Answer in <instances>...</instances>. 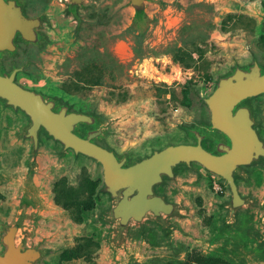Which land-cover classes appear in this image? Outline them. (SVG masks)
Listing matches in <instances>:
<instances>
[{
	"label": "rangeland",
	"instance_id": "rangeland-1",
	"mask_svg": "<svg viewBox=\"0 0 264 264\" xmlns=\"http://www.w3.org/2000/svg\"><path fill=\"white\" fill-rule=\"evenodd\" d=\"M24 1L30 16L47 14L44 40L20 42L0 68L24 67L22 86L99 116L107 129L98 144L130 163L196 143L188 129L210 124L204 99L218 79L236 66L264 65V0H154L143 31L129 0H86L80 21L67 12L69 0ZM249 103L264 138V95ZM28 124L0 101V223L26 210L29 242L46 250L38 264H264V162L238 178L253 203L233 219L223 179L198 163L179 166L157 192L182 205V214L166 228L156 219L133 224L116 244L102 165L70 149L62 154L63 145L42 130L32 166L33 142L19 136ZM74 248L81 257L62 261Z\"/></svg>",
	"mask_w": 264,
	"mask_h": 264
},
{
	"label": "water",
	"instance_id": "water-1",
	"mask_svg": "<svg viewBox=\"0 0 264 264\" xmlns=\"http://www.w3.org/2000/svg\"><path fill=\"white\" fill-rule=\"evenodd\" d=\"M85 1L69 0L67 12L78 21L79 10L86 7ZM152 1L128 2L133 9L134 25L140 31L148 24L147 3ZM47 20V14L29 16L23 0H0V59L6 53L18 52V39L27 45L40 46L44 40L43 24ZM23 70L24 67H14L10 72L0 71V100L29 118V124L19 136L33 142L32 166L36 164L42 130L63 145L62 154L70 149L102 165V190L113 200L106 219L115 226L116 244L125 240L133 224L143 225L147 219H156L166 228L168 218L182 214V205L168 201L157 192V187L166 179L176 178V169L182 165L191 167L198 163L228 184L231 198L226 206L230 219L253 203L252 198L241 194L236 176L243 173V166L264 159V140L255 129L253 109L246 103L264 95V66L259 62L236 66L218 79L213 92L204 99L211 114L210 124L205 129H188L196 143L168 145L134 163H130L128 155L120 157L114 150L98 144L107 129L99 116L72 111L58 100L22 86L16 78ZM205 140H211L214 147H205ZM27 218L23 211L12 223L0 224L5 246L0 252V264H38L45 256L44 248L29 242Z\"/></svg>",
	"mask_w": 264,
	"mask_h": 264
},
{
	"label": "flooded vegetation",
	"instance_id": "flooded-vegetation-1",
	"mask_svg": "<svg viewBox=\"0 0 264 264\" xmlns=\"http://www.w3.org/2000/svg\"><path fill=\"white\" fill-rule=\"evenodd\" d=\"M24 1V0H23ZM25 2V1H24ZM27 13V12H26ZM28 14V13H27ZM29 15V14H28ZM80 15V14H79ZM30 16V15H29ZM75 18V17H74ZM80 19H81V17H80ZM20 42H23V41H21V40H19L18 39V51H19V44H20ZM24 43V42H23ZM18 53V52H17ZM17 53L15 54V55H11L10 53H6L1 59H0V63L2 62V60L5 58V57H14V56H16L17 55ZM262 65V64H261ZM264 66V65H263ZM1 70H3L2 68H0V71ZM5 70V69H4ZM16 81H17V78H16ZM18 82V81H17ZM260 96H262V95H260ZM257 97H259V96H257ZM257 97H255V98H257ZM252 99H254V98H252ZM252 99H249V100H247L246 101V103L247 104H249L251 107H252V109H253V112H254V118H255V121L257 122V120H256V117H255V110H254V108H253V106L249 103V101L250 100H252ZM1 101V100H0ZM2 103H3V101H1ZM4 104V103H3ZM5 105V104H4ZM12 108V107H11ZM13 109V108H12ZM24 113V112H23ZM25 114V113H24ZM257 126H258V122H257V125H255V129H256V131L258 132V130H257ZM258 134H259V136H260V138L261 139H263L264 140V138L260 135V133L258 132ZM261 162H264V159H262L260 162H256V163H254V164H258V163H261ZM254 164H252V165H254ZM252 165H249V166H252ZM249 166H243L242 167V170H243V173L242 174H238L237 176H236V179H237V183H238V178L240 177V176H243L244 175V168L245 167H249ZM228 185V184H227ZM239 185V184H238ZM229 187V186H228ZM240 189V188H239ZM23 211H26V210H23ZM22 211V212H23ZM27 214V213H26ZM2 223V222H1ZM0 223V224H1ZM4 224H6V223H4ZM7 224H10V223H7ZM3 234H4V232H3ZM3 236V235H2ZM20 236H21V233L18 235V239L20 238ZM1 242H2V237H1ZM3 244V243H2ZM4 245V244H3ZM5 247V246H4Z\"/></svg>",
	"mask_w": 264,
	"mask_h": 264
},
{
	"label": "trees",
	"instance_id": "trees-1",
	"mask_svg": "<svg viewBox=\"0 0 264 264\" xmlns=\"http://www.w3.org/2000/svg\"><path fill=\"white\" fill-rule=\"evenodd\" d=\"M176 61H179L180 63H183V58H180L179 56H176ZM190 58L192 59V57L190 56ZM58 201V200H57ZM81 251L79 248H74L72 249L69 253H65L63 256H62V261H70L71 259H74V258H78V257H81Z\"/></svg>",
	"mask_w": 264,
	"mask_h": 264
}]
</instances>
